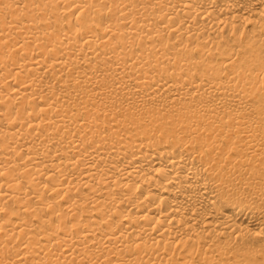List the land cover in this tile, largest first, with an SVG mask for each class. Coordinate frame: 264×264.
<instances>
[{
    "label": "bare ground",
    "instance_id": "obj_1",
    "mask_svg": "<svg viewBox=\"0 0 264 264\" xmlns=\"http://www.w3.org/2000/svg\"><path fill=\"white\" fill-rule=\"evenodd\" d=\"M0 264H264V0H0Z\"/></svg>",
    "mask_w": 264,
    "mask_h": 264
}]
</instances>
